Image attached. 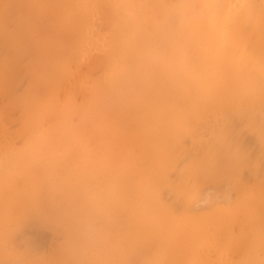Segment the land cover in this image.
Returning a JSON list of instances; mask_svg holds the SVG:
<instances>
[{
	"label": "bare ground",
	"instance_id": "obj_1",
	"mask_svg": "<svg viewBox=\"0 0 264 264\" xmlns=\"http://www.w3.org/2000/svg\"><path fill=\"white\" fill-rule=\"evenodd\" d=\"M1 6L5 7L9 13L8 17L0 16V85L4 84L5 80L10 81L15 75L18 76L22 73L19 61L20 54L24 50L33 56L31 61L33 64L38 63V69H35L34 65H31V69H24L23 75H31L35 79L29 82L24 96L19 101V104L23 106L27 125V136L23 138L26 145L25 151L27 153L34 151L36 156L33 158L36 162L32 172L23 173L19 177L15 176L18 179H12L11 181H14L11 184L0 183V264H26L24 254L19 255L18 251L16 253L18 255L13 254L12 251L16 247L24 251L29 247L34 251H41L48 244L51 245L60 239V236L57 235L58 231L51 221L53 220L52 216L50 217V213L47 214L46 210L50 209L51 211L52 208L49 207L51 204H55V209L56 206L62 204L68 209L67 216L73 212L72 209L81 201L82 187L89 182V173L85 163L81 161L89 156L84 155L81 159L82 153L79 151H83L84 147L88 152H93L92 148H101V152H104L106 145L109 144V129L117 120L124 119L123 115L132 114L131 118L145 122L150 117L160 115L162 107L166 104L168 110L175 102L179 105L185 104L186 71H203L207 65H210L209 63L216 61L214 64L216 68L214 82L218 83L225 81L224 77L230 73L229 69L231 68L237 72L245 71L248 68L250 70L249 60L251 58H253V63L258 62V66L264 67V0H0ZM47 9L54 12L53 19L58 18L59 26L49 30L45 29L40 33L35 31L37 35L35 33L34 37H29L28 35H31L34 29L31 33V29L29 30L31 26L29 27L30 24H27L29 20L27 16H32V18L37 15L42 16L43 11ZM42 17L45 18V15ZM53 19L50 18L46 21L43 28L46 25L48 28L52 27ZM102 20H105L107 24ZM39 21L43 20L40 18ZM103 22L106 24L105 26H109L106 30L108 32L106 38L103 37L105 34V31H102L105 30V26H101ZM96 27L103 28L99 29L102 31L101 35L103 34L102 38H98L100 32H96L98 29ZM220 41L223 43L222 47L217 44ZM78 43L81 45L79 49L77 48ZM88 43H95L91 45L92 47L98 45L99 48L96 47L98 50L103 47L102 51H99L102 55H96H100L101 58H97L101 60L93 64H97V68H101L103 73L106 72V75L104 74L105 79L102 77V83H98L94 87L95 93L92 94L91 92L83 103L79 100V104L78 102L77 104L73 103L75 99L68 98L67 91L71 93L72 90L67 87L66 91L63 88L67 94V99H63H66L67 103L62 106L63 100H58L61 102L60 107H58L55 104L54 88L60 78L59 70L69 62L68 58L76 53H78V61L81 63V59L90 52L88 50L92 49L91 46L88 48ZM93 51L92 49L91 55L94 53ZM87 60L84 62L87 63ZM90 65L89 67H92ZM86 66L84 67L87 68ZM76 67L77 65L73 69L69 68L73 72ZM78 67H80L79 64ZM71 69H68L70 74L72 73ZM73 77L72 75L67 79ZM87 78L89 80L90 77ZM67 79L65 80L67 81ZM79 79L81 81V78ZM103 79L106 83H103ZM69 82L71 81L69 80ZM85 82L87 83V79ZM92 82L90 83L92 84ZM187 84L190 86L191 83ZM73 85L70 86L73 90L76 86L80 88V85L76 84L75 87ZM88 87L85 88L88 89ZM8 89L10 90L9 87ZM84 89L82 88V91ZM77 90H74L76 91L75 97L79 93ZM83 92L85 93V91ZM60 95L64 96L63 93ZM123 104L125 105L123 106ZM127 104L132 105L129 112H126ZM123 109L126 111H122ZM180 112L182 114L183 110L180 109ZM47 119L53 122L52 124L49 123L50 126H47V130H44L42 127H45L43 125ZM75 120L77 124L74 123ZM183 120L186 121V118ZM2 127L1 130L6 126L2 125ZM4 130L3 133L10 135L11 132L6 133L8 130L6 132ZM80 132H84L82 141H79L78 135H76ZM9 135L8 137H10ZM3 136V134L0 136V140L6 139ZM13 137L10 140L12 142L16 141H13ZM5 143H1L2 146H0L3 147ZM6 144L5 149L4 147L3 149L6 151L5 153L11 155L9 152L11 144H7L9 149ZM0 151L2 152V149ZM15 152H17V148ZM5 155L4 158H8V154ZM78 156L81 160L78 159ZM14 157L12 158L13 162ZM1 158L3 157L1 156ZM4 158L0 159V164L2 163L0 167L4 165V162L5 164L8 163L9 166L13 163L11 161L9 164L10 161L8 162ZM54 159L57 160L55 164H52L51 161ZM22 161L25 164L29 162L25 158H22ZM135 161L138 159L133 158L130 162L132 169L135 168ZM208 163L210 162L208 161ZM27 165L25 166L27 167ZM4 166L3 170H0L3 177L2 172L6 165ZM22 169L23 167L21 171L19 170L20 172H16L20 174L26 170V168L24 171ZM8 171L7 175L13 177V173H10L9 169ZM9 176L4 179L9 178ZM22 196L26 197V204ZM53 214L55 216L56 212L53 211ZM231 215L234 214L231 213L230 217H232ZM12 217L14 221L20 220L16 230H13L11 223L6 221L12 220ZM138 217L139 215L134 211L129 215L126 213L125 216L121 213L107 215L105 219L104 217L92 216L93 224L98 225L94 227L95 232L93 234L99 236V232H104L107 235L106 243L108 242L113 247V251L106 257L97 248L91 247L94 243L85 242L81 232L72 231L73 226L71 225L70 230L64 231L67 245H69L65 249L69 252V257L65 263L89 264L88 260H94L106 262V264L107 262L108 264H140L146 256L151 257V247L141 248L140 242L132 237L134 234H139L142 229L139 227ZM72 219L70 216V220ZM164 221L159 220L157 230L162 229L164 232L167 230L168 233L172 234L178 233L183 227L182 224L179 225L174 220L173 223L168 220L169 226H165ZM73 224L75 225V223ZM260 227H264V218L256 214L252 219L251 230L248 228L251 231V233L249 231L248 244L243 242L239 245L242 247L241 252L246 250L247 253L246 256H242L243 262L237 261L240 259V255L237 260H233L232 254L228 253L231 255L230 259H226L224 254L216 256L218 263L264 264V230L263 228L262 230L258 229ZM227 229L221 230L223 231L220 233L221 236L226 235ZM233 230L235 231V228ZM237 230L235 235L239 233ZM180 233L186 234V225ZM130 235L131 238L128 237ZM126 245L131 251L128 258L124 253V249L127 248ZM35 253L37 254V252ZM120 253L122 256L119 255ZM233 253L235 255V252ZM183 255L184 251H179L178 255H175L174 261L178 259L177 262L181 261ZM211 259L213 260V258ZM211 259L208 257V262Z\"/></svg>",
	"mask_w": 264,
	"mask_h": 264
},
{
	"label": "rangeland",
	"instance_id": "obj_2",
	"mask_svg": "<svg viewBox=\"0 0 264 264\" xmlns=\"http://www.w3.org/2000/svg\"><path fill=\"white\" fill-rule=\"evenodd\" d=\"M0 10H2L0 11V16H3V18L8 17L9 11L5 7L1 6ZM49 10L50 9L43 11L44 13L42 16L45 15V18L39 15L35 18L33 17L34 19L32 16H27L29 19L27 24H30L29 27L31 26L29 28V30L31 29V33L34 29L33 33L28 35L29 37H34L35 31L40 33L45 29L49 30L50 28H57V25L59 26L58 18L55 17L53 19L55 14ZM40 18L43 21H39ZM50 18L53 19L52 27L48 28L46 25L43 28V24ZM105 23L107 24L106 21ZM106 24L103 22L101 26H105ZM105 27V30H102L105 31L104 38L107 37L106 34H108V32L106 30H108L107 27L109 26L107 25ZM96 28H98L96 32H100L98 34L101 36L97 37L102 38L103 34L101 35V28ZM31 40L33 41V38H31ZM94 44H89L88 48ZM217 44L220 47L223 46L221 41ZM99 45L101 44L99 43ZM80 46L81 45L78 43L77 48H81ZM96 47L99 48L98 45L91 46L95 54L93 53L91 55L92 49H89L88 51L91 53L88 52L87 55H85L86 58L85 56L84 58L81 57V63L78 61V53L74 56H70L71 58H68L69 62L59 70L60 78L56 82L54 88L55 104L58 107H60L59 104H61L58 100H63L62 106L67 103V94L68 98L72 100L75 99L73 100L75 104H77V102L79 104V100H81L80 102L82 103L85 102L91 92L92 94L95 93L94 87L98 83H102V77L105 79L104 74L106 75V72L103 73L101 68H97V64L94 65L95 62L97 63L101 60L99 58H101L100 55L102 54L100 52L103 48L100 47L101 50H98ZM97 54L100 55L96 56ZM20 55L19 66L22 73L12 77L10 81L5 80L6 82L0 85V122L3 123H1L2 125L6 126L4 127L5 130L3 129L4 132L7 130L6 133L11 132L10 135L3 133V130H1L3 127L0 124V133L2 131L0 136L3 134V137H6V139L2 138V140H0L3 141L0 142V145L2 146L1 143L4 142L7 144L11 142V148L13 147L12 149L10 148V151L8 150L11 153V155H9V153H5L6 151L4 150L6 143L3 144L4 149L0 146V150L2 149L0 155L4 158V156L6 157L5 154H8V158H4V160L7 159L8 162L10 161L9 164L11 161L13 162L12 158L15 156L14 162L12 163L13 166L12 164L10 165L12 167H10L7 162V164L4 162V165H6V168H4L2 172L4 177L1 175L0 171V183L4 184H11L15 179H18L21 174L32 172L36 162V160L34 161L36 153H34V151H32V153H27V151H25L26 145L23 138L27 136V125L24 118L25 112L23 106L19 104V101L24 96L30 84L29 82L35 79V77L31 75H23V71L24 69H31V65H34V68L38 69V63H32L31 60L33 56L26 52V50L22 51ZM86 60L87 63L84 62ZM249 62L250 70L248 68L245 71L237 72L231 68L229 69L230 73L224 77L225 81L222 83L214 82V75L216 74L214 64L216 61L215 63H209L210 65H207L203 71H186L185 104L179 105L175 102L173 106H170L171 111L167 109L166 104V106L162 107L160 115L150 117L146 119L145 122L139 119L137 120V118H131L130 116L132 114L123 115L124 119L117 120L112 124L111 129H109V144L106 145L104 152H101V148L96 149L92 147L94 151L88 152L83 147V151H79L82 153L80 158L82 159L84 155H88L89 157L85 160H81L78 156V159L85 163V167L89 173V182L85 183L82 187L80 203L72 209L73 212L68 216V209L62 206V204L56 206V209L54 208L55 204L49 206L56 212L55 216L52 209L51 211L50 209L46 210V213H50V217L52 216L51 218L53 220L51 221L56 231H58L57 235L60 236V239L51 245L48 244L49 246L47 245V248L45 247L41 251H34L30 247L25 251L21 249V251L19 247H16V249L12 251L13 254H24L26 264H43V262L44 264H66L65 262L69 257V252L65 249L66 246L69 245H67L64 231L67 229L70 230L69 227L72 225V231L77 230V232H81L83 240L87 243H94L91 247L97 248V250L104 253L103 256L106 257L113 251V247L108 244V242L106 243L107 235L104 234V232H99V236L93 234L95 232L94 227L98 225L93 224L92 216L94 215L96 218L104 217L105 219L107 215H118L121 213L125 216L126 213L129 215L134 211V213L139 215V227L142 229L139 234H134L132 237H135L140 242L141 248L151 247V257L146 256L140 264H197L199 262L202 264H217L218 261L216 256L222 254L225 255L226 259H230V254H232L233 260H237V257L240 255V259L237 261H239V263H241V261L243 262L244 259H242V256H246L247 253L245 252L246 250L241 252L242 247H239V245L243 242L245 244L249 242L248 236H250L251 233L253 216L258 214L260 217L264 218V67L258 66L259 63L256 61V63H253V58H251ZM78 64L80 67L83 65L80 69L82 71L79 70L80 67H78ZM76 65L77 67L72 72V69ZM89 65L92 67H89ZM68 69H71L73 73L71 74L74 76L71 79H67L72 76ZM87 77H90L89 80ZM79 78H81V81ZM65 79H67V81ZM86 79L87 83L85 82ZM104 79L103 83H106ZM69 80L71 82L68 83ZM72 81L75 85L72 84ZM77 81L78 83H76ZM89 81L92 82V84ZM187 83H191L190 86H188ZM76 84L85 85L82 87L80 85V88H77L78 86H76ZM72 85L74 87L76 86L74 90L79 89L77 90V92H79L76 96L77 99L75 97L76 91L70 87ZM67 87L69 90H72V94L70 91H67ZM85 87H88V89ZM63 88L67 91V94ZM82 88L86 89L83 90L85 93L82 91ZM62 93L64 95L63 97L60 95ZM69 94L72 96L70 97ZM5 99L9 100L8 103ZM57 102L59 103L57 104ZM124 105L125 104H123V106ZM131 107V104H127V111L124 110L125 107H123L124 109L122 111L129 112ZM180 109L183 110L182 114ZM129 117L130 119H128ZM185 118L186 121L183 120ZM52 122L53 121L50 119H47L45 125H43L45 127L42 128L47 130ZM74 123L77 124L76 120ZM8 135L10 137H8ZM11 135L14 136L13 141H16H10L12 140ZM76 135H78V140L82 141L84 132L76 133ZM20 147H22L21 150H18ZM16 148L17 152H15ZM211 155H214L213 158ZM1 156L0 159H3ZM208 157L209 160H207ZM22 158L27 159V161L29 160V162L31 160L30 163L26 162V164H28L27 167L25 166V162L22 161ZM133 158L138 159V161L134 162V169L130 167V162ZM56 160L57 159L51 161L52 164H55ZM208 161L210 163H208ZM0 165H2V163ZM3 166L0 167V170H3ZM22 167L23 171L25 168L26 170L19 174L18 172L21 171ZM8 169L10 173H13V177L12 175L11 177L7 175L9 173ZM14 170L15 172H13ZM174 172H176L177 175L176 173L174 174ZM8 176L9 178L4 179ZM12 179L14 180L11 181ZM22 197L26 204V197ZM213 204L214 206H212ZM231 213H233L235 217L234 215H231L233 218L230 217ZM248 213L250 214L248 215ZM70 216H72V220H70ZM188 217L189 220H187ZM11 219L12 220L6 221L9 224L11 223L13 230H16L17 227H19L18 223L20 220L16 219L14 221L13 217ZM160 219L165 220V226H169L168 220L172 223L174 220L175 223L178 222L177 224H182V229L186 225V234L180 233L182 229L179 230L178 233H172L173 235L168 233L167 230L165 232L162 229L160 231L157 230V223ZM73 223H75V225ZM232 225L234 226L233 228L231 227ZM51 228L53 229V227ZM226 228H228L226 235L221 236L220 233L223 232L221 230ZM234 228L235 231L238 229L237 232L239 233H236L237 235H235ZM262 228L264 230V227L258 229L262 230ZM231 231L233 232L234 238ZM128 237L131 238V235ZM85 245L87 244L85 243ZM117 249L119 251V248ZM17 251L18 254H16ZM179 251H184V255L180 259L181 261L177 262L179 259L174 261V258H176L175 255H178ZM35 252H37V254ZM130 252L127 246V248L124 249L127 258ZM233 252H235V255H233ZM119 255L122 256L121 253ZM208 257L209 259L213 258V260L211 259L212 262L211 260L208 262ZM195 259H197L196 262ZM201 260L203 261L201 262ZM88 261L89 264H106V262L101 261ZM218 264L222 263L219 262Z\"/></svg>",
	"mask_w": 264,
	"mask_h": 264
}]
</instances>
